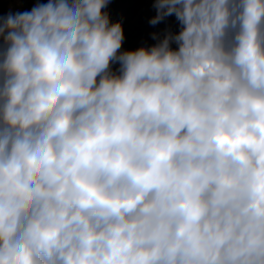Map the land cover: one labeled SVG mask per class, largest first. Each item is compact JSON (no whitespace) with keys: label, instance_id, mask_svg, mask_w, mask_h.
Segmentation results:
<instances>
[{"label":"clouds","instance_id":"9594fccd","mask_svg":"<svg viewBox=\"0 0 264 264\" xmlns=\"http://www.w3.org/2000/svg\"><path fill=\"white\" fill-rule=\"evenodd\" d=\"M108 3L0 17V264H264V0Z\"/></svg>","mask_w":264,"mask_h":264},{"label":"rangeland","instance_id":"374dc122","mask_svg":"<svg viewBox=\"0 0 264 264\" xmlns=\"http://www.w3.org/2000/svg\"><path fill=\"white\" fill-rule=\"evenodd\" d=\"M116 0H109L104 11H108ZM48 0H0V17L11 12L30 11L37 4H45ZM156 15L154 0H144L143 4L132 16H126L124 30V41L120 51L136 50L140 47H151L162 40L168 31L176 34L180 31V24L175 15L165 18L156 25L150 24V20ZM153 34L157 38H153ZM171 47L175 49L177 45L173 42ZM119 63L112 64V70L118 71Z\"/></svg>","mask_w":264,"mask_h":264},{"label":"trees","instance_id":"16d2710c","mask_svg":"<svg viewBox=\"0 0 264 264\" xmlns=\"http://www.w3.org/2000/svg\"><path fill=\"white\" fill-rule=\"evenodd\" d=\"M144 0H116L111 5L110 9L106 11L109 14L110 22L115 23L117 21L122 23V27L126 25V16L132 17Z\"/></svg>","mask_w":264,"mask_h":264}]
</instances>
